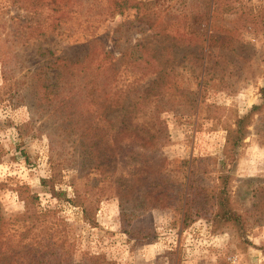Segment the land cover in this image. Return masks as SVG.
Instances as JSON below:
<instances>
[{
	"label": "rangeland",
	"instance_id": "obj_1",
	"mask_svg": "<svg viewBox=\"0 0 264 264\" xmlns=\"http://www.w3.org/2000/svg\"><path fill=\"white\" fill-rule=\"evenodd\" d=\"M26 1L0 0V216L23 212L24 185L61 219L71 264H264V0ZM116 1L121 16L104 10ZM103 52L113 59L98 65ZM147 55L154 72L135 81ZM56 57L66 68L50 66ZM90 82L100 89L94 114L78 107ZM116 99L133 106L129 120ZM253 106L233 161L224 160L225 129ZM159 164L170 183L187 174L191 207L202 199L197 184L214 188L227 174L235 220L209 210L182 228L173 194L160 205L159 190L142 200ZM53 169L59 198L41 185ZM73 187L87 193L89 220ZM122 219L152 233L129 236Z\"/></svg>",
	"mask_w": 264,
	"mask_h": 264
},
{
	"label": "trees",
	"instance_id": "obj_2",
	"mask_svg": "<svg viewBox=\"0 0 264 264\" xmlns=\"http://www.w3.org/2000/svg\"><path fill=\"white\" fill-rule=\"evenodd\" d=\"M29 5L41 6L36 0H27ZM39 4V5H38ZM114 9L111 12L110 6L107 9H104L106 13L109 15L112 14L115 10L119 12V16H121V8L122 2L116 1L113 4ZM34 12V8L32 9ZM41 23H37V28H41ZM35 29V28H34ZM141 47L140 45H137ZM103 57L99 61L98 65H101L106 60L113 59V56L109 52H103ZM87 56V55H86ZM86 58V57H85ZM68 59L63 57H56L53 59L51 63V67L54 68H66L65 62ZM153 57L148 56L143 60V67L140 64H137V68L141 67L140 74L134 77V80L137 81L141 79L143 76L148 75L154 72V65L152 64ZM73 65H78L79 62H73ZM163 75H165V71H162ZM152 83H155L154 81ZM91 87L86 88V85L82 87V91L84 90V95L81 99L79 109H83L85 113L94 114L97 107L101 105V98H98V94L100 89L95 82H90ZM147 88V87H146ZM143 88L141 92L146 91ZM154 89H152L148 94L144 97L142 95H137V100L146 101L150 94H152ZM261 94L264 95V88L261 89ZM150 103V102H147ZM115 107H118L123 111L122 122L130 117V114L133 106H129L127 108H123L121 106V100L116 99L113 102ZM144 106V103L142 104ZM91 108V109H90ZM259 109L258 106H253L251 111L242 118L234 120L231 127L225 129V143L222 148V156L224 160H228L232 162L234 159L235 149L239 146V144L243 141L247 129V125L249 124L250 116L254 113L255 110ZM127 115V116H126ZM106 118L105 116H102ZM84 118V116H83ZM108 121V120H107ZM84 123V119L82 120ZM109 122V121H108ZM86 123L81 125V129H83L87 134L90 132L87 130L85 126ZM123 126H121L122 128ZM142 129L141 132H146V139L155 138L153 135H149L148 131H144ZM113 131V130H112ZM120 129L114 131V133H120ZM103 134V132H102ZM100 138H103V135H97ZM110 137V136H109ZM142 138V137H141ZM144 138V137H143ZM149 144V143H148ZM147 150V147H145ZM154 153V152H152ZM156 162H163V159L160 155L155 154ZM146 158V157H145ZM192 166V161L190 162ZM99 169H106L104 165H99ZM140 169H134L132 173V177H137L139 175ZM190 171H188L189 173ZM155 175L149 181H146L147 178H144L146 181V186H144V191H142L141 199L144 201L145 198L151 197L152 193L155 190H159L158 194L153 197V200H157L158 198L162 200L157 204H165L166 200H170V194H173L176 203L178 204L180 210H182V228L188 226L190 223L204 217L205 214H208L209 210H217L215 213H210L212 215V219L214 220H231L234 221V213L230 211L229 208V192H228V180L229 176L227 174L220 175L218 177L220 181V185L214 188H206L202 185L197 184L194 187L193 194H202V199L198 200L196 207H191L192 203L196 202L195 198H191V200L186 199L188 193L186 191V175H184L182 181L177 184L176 181L170 183V181L165 178L162 173V167L159 166L153 172ZM190 174V173H189ZM59 179L54 172V169L51 170V175L48 179H42L41 185L47 187L51 194L54 197L59 198V193H57L54 189V183ZM88 187V186H86ZM141 188V187H140ZM92 189V188H91ZM76 187H73V200L72 203L80 206L83 213V218L85 220H89L91 218V210L88 208V196L87 193L84 196H81ZM18 197L23 203V212L16 216L14 219H3L0 216V264H71V249L64 239V234L61 235V230L58 229V226L62 223L61 219L56 217V212L52 210H40L38 207V196L30 191L28 187L22 185L18 190ZM185 199V200H184ZM200 201L204 203L201 204ZM214 212V211H213ZM230 217L232 219H230ZM123 218V217H122ZM17 223V227L14 228L13 225ZM126 222L122 219V232L129 235L134 236L135 238L144 239L149 234L152 233L151 229H147L146 227H142V230L138 229L134 232L129 231L125 228ZM99 258L85 259L82 261L83 264H89L99 261ZM88 261V262H86ZM101 264H107L105 261H101Z\"/></svg>",
	"mask_w": 264,
	"mask_h": 264
},
{
	"label": "built area",
	"instance_id": "obj_3",
	"mask_svg": "<svg viewBox=\"0 0 264 264\" xmlns=\"http://www.w3.org/2000/svg\"><path fill=\"white\" fill-rule=\"evenodd\" d=\"M228 264H237V262L234 259H228Z\"/></svg>",
	"mask_w": 264,
	"mask_h": 264
}]
</instances>
